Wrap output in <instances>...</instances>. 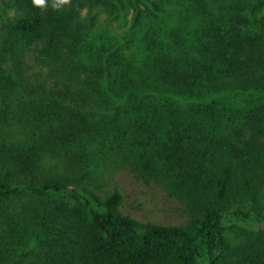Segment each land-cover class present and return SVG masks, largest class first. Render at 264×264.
<instances>
[{
    "label": "trees",
    "instance_id": "obj_1",
    "mask_svg": "<svg viewBox=\"0 0 264 264\" xmlns=\"http://www.w3.org/2000/svg\"><path fill=\"white\" fill-rule=\"evenodd\" d=\"M51 4L0 27V264H264V0Z\"/></svg>",
    "mask_w": 264,
    "mask_h": 264
},
{
    "label": "rangeland",
    "instance_id": "obj_2",
    "mask_svg": "<svg viewBox=\"0 0 264 264\" xmlns=\"http://www.w3.org/2000/svg\"><path fill=\"white\" fill-rule=\"evenodd\" d=\"M8 0H0V27L8 19L11 18V11L5 6ZM110 190L112 188H106ZM124 196L122 206L138 220H153L156 223L162 222L164 219L163 210H175L180 206V200L177 198H167L169 200H161L165 198V194L158 188L144 195L145 188H118ZM155 196L156 201H151L150 198ZM264 229V225H256L245 222H236L226 224L224 227V235L230 244H235L239 241L240 234L245 231H254L255 229Z\"/></svg>",
    "mask_w": 264,
    "mask_h": 264
},
{
    "label": "clouds",
    "instance_id": "obj_3",
    "mask_svg": "<svg viewBox=\"0 0 264 264\" xmlns=\"http://www.w3.org/2000/svg\"><path fill=\"white\" fill-rule=\"evenodd\" d=\"M32 4L41 9L46 7V0H32ZM70 4V0H52L51 7L54 10H59L64 5Z\"/></svg>",
    "mask_w": 264,
    "mask_h": 264
}]
</instances>
